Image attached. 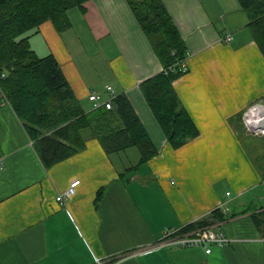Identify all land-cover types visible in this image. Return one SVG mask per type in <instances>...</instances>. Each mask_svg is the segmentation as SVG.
<instances>
[{
	"label": "crops",
	"instance_id": "obj_1",
	"mask_svg": "<svg viewBox=\"0 0 264 264\" xmlns=\"http://www.w3.org/2000/svg\"><path fill=\"white\" fill-rule=\"evenodd\" d=\"M163 2L186 43L187 70L174 86L199 135L173 148L147 103L140 84L163 66L127 0H88L76 21L69 12L67 30L48 20L28 32L39 56L55 55L85 108L93 107L92 89L102 100L110 97L108 85L126 94L158 154L121 169L97 138H89L84 149L47 168L4 100L0 264H96L97 257L115 254L123 255L122 264H264V236L252 217L264 209V164L258 165L238 129L246 128L249 104L264 102V54L238 0ZM72 29L82 31L77 39L68 34ZM95 40L101 42L98 53L108 56L98 70L102 86L69 46L89 50ZM248 137L249 144L264 146V135ZM74 178L81 180L76 193L58 201ZM216 208L234 214L212 224L233 239L230 244L210 253L158 244L167 228H182Z\"/></svg>",
	"mask_w": 264,
	"mask_h": 264
},
{
	"label": "trees",
	"instance_id": "obj_2",
	"mask_svg": "<svg viewBox=\"0 0 264 264\" xmlns=\"http://www.w3.org/2000/svg\"><path fill=\"white\" fill-rule=\"evenodd\" d=\"M88 0H0V105L11 104L33 140L35 149L49 168L86 147L89 138H97L111 155L138 146L140 164L158 154V150L129 97L120 93L113 107L87 109L77 97L54 54L39 56L32 48L30 31L52 21L63 32L72 26L69 12L85 11ZM139 24L149 38L163 68L140 84L153 114L175 149L199 135V129L183 105L174 81L186 71L185 40L163 0H127ZM249 17L248 27L264 54V0H238ZM89 96V95H88ZM105 187L97 191L99 203ZM234 214L220 208L206 218L189 223L191 230L223 221ZM264 236V209L252 213ZM198 264V263H190Z\"/></svg>",
	"mask_w": 264,
	"mask_h": 264
},
{
	"label": "built area",
	"instance_id": "obj_3",
	"mask_svg": "<svg viewBox=\"0 0 264 264\" xmlns=\"http://www.w3.org/2000/svg\"><path fill=\"white\" fill-rule=\"evenodd\" d=\"M231 35H227L226 40H230ZM182 70L186 71V60L182 62ZM107 91L110 94L108 99H101L100 93L96 89L89 92V100L94 107L106 105L107 108L113 107V100L116 97L114 88L108 85ZM0 94L5 95L3 89L0 87ZM262 108V110H261ZM244 124L251 133L264 135V102H252L249 104L244 117ZM79 178L71 180L69 186L60 194L57 195V200L64 202L66 199L72 197L80 184ZM233 242V239L228 237L223 231L216 228L215 225L200 226L191 230H182V228L174 229L167 228L159 240V245H171L176 248L181 247H202L207 253L212 252L213 246L227 245ZM123 255L115 254L109 256H99L96 258V264H122Z\"/></svg>",
	"mask_w": 264,
	"mask_h": 264
},
{
	"label": "rangeland",
	"instance_id": "obj_4",
	"mask_svg": "<svg viewBox=\"0 0 264 264\" xmlns=\"http://www.w3.org/2000/svg\"><path fill=\"white\" fill-rule=\"evenodd\" d=\"M71 14H72L73 20L76 21L77 16L80 15L79 9L78 8L73 9ZM72 30L73 31H70V33L68 34H72L74 37L76 36V39L78 35L82 33V31L79 32V30H75V29H72ZM65 38L68 41L69 35H65ZM100 45H101V42L98 40H95L92 43L91 47L88 46L90 48L89 50H85V49L77 50L78 48H76L73 43L69 44V46L71 47V51L75 57V60L77 62H81V64L86 62V64H88L86 65V69L88 68L89 71H92V75H90L91 80L98 81V83H100V86H102L105 80L100 79V76L98 75V70L100 69L101 66H103L104 61L106 60V57L108 56H104L98 53L100 50ZM88 86L92 87L93 85H88ZM90 108H87V109H90ZM238 129L241 133L240 134L241 139H243V141L249 148V151L251 152L253 157L256 159L258 165L262 168L264 164V159L262 158L261 153L264 150V146L251 145L248 142L249 140L248 135H251V136H259V135L255 133H249L244 127V125H239ZM111 155L113 157V160L116 163V166L123 169L124 167L133 166L136 163H138L141 153H140V149L138 146H131L126 150H123L119 153H114Z\"/></svg>",
	"mask_w": 264,
	"mask_h": 264
},
{
	"label": "water",
	"instance_id": "obj_5",
	"mask_svg": "<svg viewBox=\"0 0 264 264\" xmlns=\"http://www.w3.org/2000/svg\"><path fill=\"white\" fill-rule=\"evenodd\" d=\"M261 110H262V108H261Z\"/></svg>",
	"mask_w": 264,
	"mask_h": 264
}]
</instances>
